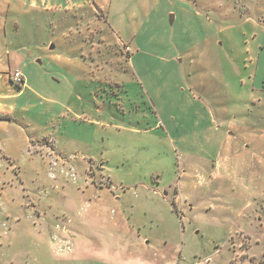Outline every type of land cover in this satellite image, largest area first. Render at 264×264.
I'll return each mask as SVG.
<instances>
[{
    "label": "rangeland",
    "instance_id": "1",
    "mask_svg": "<svg viewBox=\"0 0 264 264\" xmlns=\"http://www.w3.org/2000/svg\"><path fill=\"white\" fill-rule=\"evenodd\" d=\"M124 1L130 6V0ZM169 4L173 12L166 18L168 25L154 33L152 42L140 43L144 66L157 68L160 56H176L179 45L172 35L183 28L197 45L204 36L217 40L218 52L227 58L260 44L263 60L258 69L249 62L234 83L259 91L264 101V0H169ZM183 4L191 7L193 16L179 13L175 24L174 12ZM96 15L98 29L104 28L105 18L106 22L113 18L108 11L98 10ZM159 16L154 13L151 21ZM91 19L82 11L67 19L55 13L36 15L33 26L21 32L22 43L32 53L36 44L50 42L55 53L85 66L80 83L73 82V72L54 75L53 82L83 98V106L98 108V120H105V126L97 132L87 123L91 120L87 112L77 116L76 111L51 106L20 117L19 131L28 134L29 143L0 151V264H264V204H249L241 193L227 201L215 193L216 187L205 188L195 194L198 211L190 214L181 212L174 202L178 192L175 189L173 199L169 189L177 166H183L189 153L173 149L167 131L165 141L150 128L178 114L168 100L189 94V77L182 69L196 67L178 58L175 68L180 72L172 70L176 75L129 71L119 50L96 53L83 40L77 41ZM161 33L162 47L156 42ZM97 62L113 68L112 73L97 75ZM195 77L205 78L200 73L190 79ZM226 79L230 85L232 77ZM57 95L50 92L53 98ZM234 110L231 118L241 134L247 128L264 132V106L258 107L256 99L245 100ZM11 135L15 141L19 136ZM152 190L166 192L168 200L161 201ZM249 248L252 257L245 252Z\"/></svg>",
    "mask_w": 264,
    "mask_h": 264
},
{
    "label": "crops",
    "instance_id": "2",
    "mask_svg": "<svg viewBox=\"0 0 264 264\" xmlns=\"http://www.w3.org/2000/svg\"><path fill=\"white\" fill-rule=\"evenodd\" d=\"M134 2L135 6L131 0L130 6L124 0H0V116L11 120H0V151L5 153L13 145L29 143L28 134L25 137L19 131L21 129L19 119L41 106L47 108L51 106L61 112L76 111L77 116L87 112L91 116L87 123L97 132L104 129L105 120L101 122L98 120L101 115L98 108L83 106V98H76L67 87H56L53 82L54 75L71 76L69 73L73 72L76 75L72 78L73 82L80 83L83 80L80 77L84 75L81 70L85 66L70 56L55 53L53 50L55 46H49L50 42L44 46L42 43L36 44L32 53L20 38L22 31L25 32L27 28L33 26L36 15L55 13L67 19L69 14L82 11L92 15L93 19L86 23L84 33L77 35V41L83 40L84 44L90 45V49L96 53L111 51L115 54L119 50L129 71L143 76L176 75L172 70L180 72L175 68L178 58L186 61V65L196 67H192L191 70L182 69V75L189 77L191 85L188 89L189 94H185L183 99L168 100L169 103L172 102L173 109L178 108V114L166 121H158L150 128L151 133L160 132L165 141L167 139L164 131H167L173 149L177 146L179 151H183V148L188 150L189 159H186L181 168L177 166L176 180L169 186L173 199L175 189L178 192L174 202L178 204L181 212L183 210L190 214L196 213L198 202L195 194L199 190L213 187H216L215 193L228 198L227 201L241 193L249 204H252V201L264 204V132L254 133L247 128L248 132L243 130L241 134L240 126L237 127V123L231 118L236 113L234 109L240 108L245 100L256 99L258 107L264 106L259 91L253 92L245 88L247 85L238 88L237 83H234V78L241 77L242 71L249 67L248 64H256V70L258 69L260 61L263 60V53L259 52L262 46L258 44L254 48L247 47L227 58L218 52L217 40L211 37L204 36L199 41L203 48V51H199L200 47L191 41L188 29L183 28L174 30L175 33L172 35V39L179 45V53L176 56L175 54L160 56L158 60L160 67L157 68L148 67L147 64L144 66L140 55L142 54L140 43L152 42L154 33L168 25L166 18L173 10L169 0ZM122 3L126 6L122 7ZM98 10L103 14L107 11L112 12L111 17L114 18L106 22L103 16V19L105 18L103 29L96 27ZM211 10L214 11V8ZM218 11H222V7H219ZM154 13L160 14L159 19L151 21ZM179 13L187 18L193 16L191 7L184 5L174 12L172 21L175 24L180 21ZM164 35L161 33L156 37L157 45L160 47L165 43ZM94 69L97 75L113 71V68L101 66L98 62ZM15 72L23 76L21 89L10 80V76ZM200 73H204V80L199 77L190 79L191 75L197 76ZM227 76L232 77L233 84L230 81L228 85ZM51 91L58 93L56 98L50 96ZM162 93L163 91L161 95ZM86 95H91V92ZM197 95L204 97L205 100L200 101ZM58 97L63 98V101H57ZM205 107L214 110L203 111L202 108ZM183 109L187 111L184 112ZM13 132L19 134L16 141L12 138ZM143 132L148 133L147 130ZM181 155L183 156L182 153ZM152 194L160 196L161 201L168 200L166 192L152 190ZM250 213L258 214L257 211ZM251 249L245 251L250 257Z\"/></svg>",
    "mask_w": 264,
    "mask_h": 264
},
{
    "label": "built area",
    "instance_id": "3",
    "mask_svg": "<svg viewBox=\"0 0 264 264\" xmlns=\"http://www.w3.org/2000/svg\"><path fill=\"white\" fill-rule=\"evenodd\" d=\"M11 81L15 86L21 87L23 84V76L19 72L12 74Z\"/></svg>",
    "mask_w": 264,
    "mask_h": 264
},
{
    "label": "trees",
    "instance_id": "4",
    "mask_svg": "<svg viewBox=\"0 0 264 264\" xmlns=\"http://www.w3.org/2000/svg\"><path fill=\"white\" fill-rule=\"evenodd\" d=\"M18 88L21 89L20 87H18ZM0 120H3V121H11L9 118H7V117H5V116H0ZM173 206H174V207H173V210H174L175 212H177L174 203H173Z\"/></svg>",
    "mask_w": 264,
    "mask_h": 264
}]
</instances>
